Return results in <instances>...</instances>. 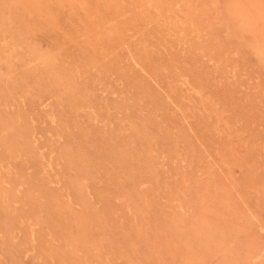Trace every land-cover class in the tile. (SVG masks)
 <instances>
[{
  "label": "rangeland",
  "instance_id": "rangeland-1",
  "mask_svg": "<svg viewBox=\"0 0 264 264\" xmlns=\"http://www.w3.org/2000/svg\"><path fill=\"white\" fill-rule=\"evenodd\" d=\"M0 264H264V0H0Z\"/></svg>",
  "mask_w": 264,
  "mask_h": 264
},
{
  "label": "bare ground",
  "instance_id": "bare-ground-1",
  "mask_svg": "<svg viewBox=\"0 0 264 264\" xmlns=\"http://www.w3.org/2000/svg\"><path fill=\"white\" fill-rule=\"evenodd\" d=\"M32 234H33V233H32ZM32 237H33V236H32ZM30 242H32V241H30ZM30 242H29V243H30Z\"/></svg>",
  "mask_w": 264,
  "mask_h": 264
}]
</instances>
